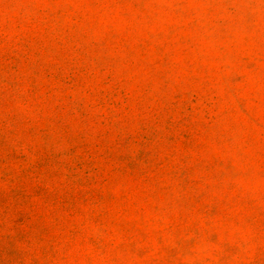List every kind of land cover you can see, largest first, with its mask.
<instances>
[{
  "label": "clouds",
  "instance_id": "clouds-1",
  "mask_svg": "<svg viewBox=\"0 0 264 264\" xmlns=\"http://www.w3.org/2000/svg\"><path fill=\"white\" fill-rule=\"evenodd\" d=\"M15 7L0 0L6 19ZM99 7L112 10L111 22L130 5ZM145 7L170 17L199 5ZM227 8L238 36L258 35L264 44V0H232ZM241 54L251 69L215 66L216 112L246 121L237 105L245 98L264 118V103L253 102L257 93L264 100V47L248 39ZM157 59L88 69L71 85L27 73L0 80V264H264V156L229 152L218 139L229 123L210 122L215 105L181 95L201 82L181 57ZM226 156L233 175L216 187L223 168L197 165ZM193 184L206 195L184 215Z\"/></svg>",
  "mask_w": 264,
  "mask_h": 264
},
{
  "label": "rangeland",
  "instance_id": "rangeland-1",
  "mask_svg": "<svg viewBox=\"0 0 264 264\" xmlns=\"http://www.w3.org/2000/svg\"><path fill=\"white\" fill-rule=\"evenodd\" d=\"M107 0H11L19 5L8 13V18L0 10V80L7 78L14 82L27 73L39 78H51L65 84L78 82L82 72L93 69L97 73L106 69L117 70L127 64L129 57L135 56L141 64L152 66L159 56H179L181 66L201 82L200 87H187L181 95H188L197 101L215 105L221 98L214 95L210 85L215 81L216 67L221 70L231 65L226 61L238 62L251 69L254 65L241 54V45L251 39L257 49L264 47L259 36H238L230 23L227 6L232 0H192L199 7L175 10L170 17L162 16L152 5L156 0H121L130 7L116 14L117 19L109 22L112 10L99 7ZM7 41V51H5ZM115 46L118 54L111 53ZM211 69V71H209ZM178 71V70H177ZM176 76V71L173 72ZM244 77H234L242 80ZM264 103L257 93L253 101ZM249 100L238 98L237 105L247 120L233 121L227 111L216 112L211 121L229 123L218 139L245 159L257 161L264 156V118L249 111ZM234 110V109H233ZM208 115L207 113L205 114ZM199 121H193L198 124ZM216 125H214L215 127ZM199 147V145H196ZM210 169L220 166L223 172L218 176L219 187L223 176L233 175L232 157L223 160L205 158L200 165ZM181 171L177 179L183 177ZM183 185V181H181ZM209 186L205 185L207 190ZM206 191L192 185L191 196L183 202L181 212L192 215L193 201L199 202ZM225 198L229 195L224 193ZM209 210L216 211L219 204ZM168 206L166 205L165 208ZM204 212V208L196 209ZM243 217L236 219L242 223Z\"/></svg>",
  "mask_w": 264,
  "mask_h": 264
}]
</instances>
